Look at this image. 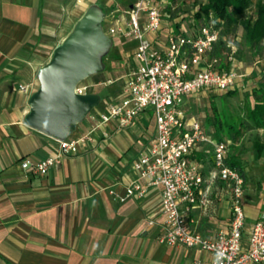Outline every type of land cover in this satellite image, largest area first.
Returning a JSON list of instances; mask_svg holds the SVG:
<instances>
[{"label": "crops", "instance_id": "0c3cea01", "mask_svg": "<svg viewBox=\"0 0 264 264\" xmlns=\"http://www.w3.org/2000/svg\"><path fill=\"white\" fill-rule=\"evenodd\" d=\"M92 1L0 0V264H193L198 258L209 260L210 253L159 243L161 186L149 187L142 197L118 198L136 179L133 161L155 134L151 111L141 113L124 129L116 121L97 127L98 117L88 116L70 136H90L79 143L77 153L63 154L46 175L20 165L25 157L43 159L60 151L58 139L26 124L29 98L40 85L36 73L43 64L39 55L49 44L46 35L58 25H72ZM133 64L130 58L129 65ZM125 73L93 114L105 109V101L117 100ZM244 75L245 84L248 75ZM20 85L27 90H20ZM94 92L101 94L97 88ZM210 165L208 158L207 169ZM243 198L246 244L249 227L264 211V195L255 202L249 196ZM191 216L206 237L227 229L231 208L226 184L219 182L213 188L212 203L205 209L197 206Z\"/></svg>", "mask_w": 264, "mask_h": 264}, {"label": "built area", "instance_id": "2783aa9c", "mask_svg": "<svg viewBox=\"0 0 264 264\" xmlns=\"http://www.w3.org/2000/svg\"><path fill=\"white\" fill-rule=\"evenodd\" d=\"M163 1L135 0L126 9H116L109 15L111 24L105 30L109 36H123L134 42L130 55L134 64L127 67L117 100L105 101L103 111L88 116L98 117L97 127L116 121L119 129H124L148 110L156 125L148 145L133 161L136 179L118 198L125 201L131 196L142 197L149 187L161 186L163 232L158 241L212 255L209 260L195 259L193 264L263 263L264 211L249 227L244 244L246 216L242 198L246 182L240 170L228 163L231 142L214 138L184 108L185 99L193 93L243 88L245 75L233 67H217L215 60L208 58L220 39V30L211 22L199 25L195 35L172 31L162 39ZM115 81L83 80L76 85L75 92L88 94ZM19 88L27 90L24 85ZM88 138L89 135H84L79 139L59 140L60 151L56 155L43 159L25 157L20 165L26 171L46 175L63 154L77 153L79 143ZM205 157L211 161L208 169ZM219 182L229 189L231 217L227 229L206 237L197 230L191 211L197 206L205 209L212 203V191Z\"/></svg>", "mask_w": 264, "mask_h": 264}, {"label": "rangeland", "instance_id": "374dc122", "mask_svg": "<svg viewBox=\"0 0 264 264\" xmlns=\"http://www.w3.org/2000/svg\"><path fill=\"white\" fill-rule=\"evenodd\" d=\"M205 1L207 0H164L161 4L164 21L161 38L165 39L164 35L172 31H184L195 35L199 24L194 16L200 4ZM256 1L254 0L246 10V16L255 14ZM133 2L134 0H93L92 5L98 4L103 9L105 13L103 27L107 30L111 24L109 15L117 8L126 9L128 4ZM81 17L82 15L68 27L58 25L55 32L46 35L49 44L42 50L43 55H39L40 59H43V64L39 68L49 62L56 45L73 31ZM176 25H179V28ZM110 37L111 47L102 55L104 69L88 77L86 82L117 79L130 66L134 43L123 36ZM221 37L222 41L218 43L213 58L210 55L208 58L215 60L214 64L217 67H233L247 73L245 86L234 93L214 90L193 93L185 99L184 108L189 115L196 117L211 135H219L231 142L229 158L240 162L245 177L246 191L243 197L249 196L248 199L255 202L262 194L264 195V127H256L247 117V106L248 103L255 102L257 94L254 90L259 87L264 76V50L257 51L256 48H252L246 42L245 31L240 26L229 37L226 35ZM119 82L121 80L97 87L98 92H101V101L107 97L108 89ZM218 125L222 127L219 133ZM150 137L149 134L148 138ZM259 145L263 146V151L259 150ZM205 158L207 159L204 161L208 163L209 157Z\"/></svg>", "mask_w": 264, "mask_h": 264}, {"label": "water", "instance_id": "95a60500", "mask_svg": "<svg viewBox=\"0 0 264 264\" xmlns=\"http://www.w3.org/2000/svg\"><path fill=\"white\" fill-rule=\"evenodd\" d=\"M105 13L91 5L73 31L54 48L49 62L38 69L39 88L29 98L25 122L58 140L69 138L101 102L95 92L77 94L76 85L104 69L102 55L112 39L105 32Z\"/></svg>", "mask_w": 264, "mask_h": 264}, {"label": "trees", "instance_id": "16d2710c", "mask_svg": "<svg viewBox=\"0 0 264 264\" xmlns=\"http://www.w3.org/2000/svg\"><path fill=\"white\" fill-rule=\"evenodd\" d=\"M253 1L254 0H207L200 4L199 10L194 16L197 24L201 25L211 22L214 27L220 30V39L215 43L210 53L211 58H213L216 52L218 43L222 41L221 36L226 35L229 37L237 31L239 26L244 29L245 40L252 48H256L257 51L264 50V0H257L255 2V14L253 16H246V10ZM176 27L179 28V25H176ZM236 91L237 90H229V92L232 93ZM254 92L257 96L253 104L248 103L247 117L256 127H264V76L259 87L255 89ZM207 123H210L209 119ZM217 127L218 133L221 132L222 127L220 125ZM214 138L218 140L223 139L219 135H214ZM259 150L263 151V146L259 145ZM228 163L238 168L244 176L239 161L230 157Z\"/></svg>", "mask_w": 264, "mask_h": 264}]
</instances>
